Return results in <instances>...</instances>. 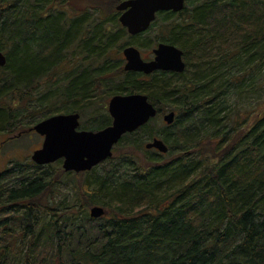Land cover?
Returning <instances> with one entry per match:
<instances>
[{"label":"trees","instance_id":"16d2710c","mask_svg":"<svg viewBox=\"0 0 264 264\" xmlns=\"http://www.w3.org/2000/svg\"><path fill=\"white\" fill-rule=\"evenodd\" d=\"M49 1L0 0V52L6 58L0 130L22 125V108L16 107L22 97L39 105L54 99L64 109L58 113H68L140 93L159 111L168 107L175 120L168 131H149L148 137L165 143L166 154L135 141L136 134L147 136L148 123L121 138L115 149L124 153L89 172L55 168L59 181L70 180L66 189L73 196L53 209L35 201L51 187V174L33 166L34 176H24L20 166L15 182L0 185V264H264V100L253 108L239 105L246 97L255 100L250 95L262 82L264 0H186L180 13H159L135 37L127 36L109 2L94 21L75 11V0ZM158 25L163 33L150 36ZM123 35L135 46L144 40L176 45L185 70L144 76L124 72L113 57L101 63ZM73 61L77 69L57 79L63 71L58 65ZM55 80L62 84L52 87ZM99 118L82 128L97 131L111 122L105 113ZM104 164L109 169L98 175ZM14 174L9 170L5 177ZM90 206L103 207L106 216L91 219Z\"/></svg>","mask_w":264,"mask_h":264},{"label":"water","instance_id":"95a60500","mask_svg":"<svg viewBox=\"0 0 264 264\" xmlns=\"http://www.w3.org/2000/svg\"><path fill=\"white\" fill-rule=\"evenodd\" d=\"M184 1L123 0L116 6V10L121 12L118 20L130 35L135 36L149 28L158 12H180ZM123 54L126 58L125 71L150 74L158 70L175 73L185 70L183 52L171 44H158L153 50L154 58L149 62H144L139 51L132 46L125 48ZM5 63L6 58L0 52V67ZM108 111L112 117L111 125L97 132L78 131V114L56 115L40 121L31 130L44 137V141L41 148L32 153L31 160L40 166L61 161L65 172L90 171L111 157L112 147L124 134L136 131L158 113L147 96L140 93L112 97ZM174 118V112L162 117L167 125H171ZM145 148H154L160 153L167 152L164 142L157 138L146 143ZM89 215L98 219L104 217L106 211L102 207L92 206Z\"/></svg>","mask_w":264,"mask_h":264},{"label":"rangeland","instance_id":"374dc122","mask_svg":"<svg viewBox=\"0 0 264 264\" xmlns=\"http://www.w3.org/2000/svg\"><path fill=\"white\" fill-rule=\"evenodd\" d=\"M45 1L44 3L46 4L47 2H50L49 0H43ZM76 2H78V4H76V9L75 11H86L87 18H90L94 21H96V14L100 11V9H102V5L103 3H107L109 2V7H112L114 10V5H116L117 2H115V0L110 1V0H98V2H96L95 0V4L92 2V0H75ZM111 2V3H110ZM92 4L95 5V7H97V9L92 8ZM81 5V6H79ZM87 8V9H85ZM115 11V10H114ZM68 12V11H67ZM69 13V12H68ZM66 19V18H65ZM92 25V24H91ZM85 27L88 28V25L84 24L81 25V29L85 30ZM161 32L163 33V30L161 28H159V25L154 29L153 35L150 36H154V35H160ZM152 34V33H151ZM149 36V37H150ZM78 42V41H76ZM128 43V39L127 36L123 35L119 41L114 44L113 46H111L108 49V53L104 54L105 56L102 57L101 59V63L102 61L105 60V58L107 59L108 57H113V59L116 60H120L121 58V50L123 47H118V45H125ZM142 56L146 59H149L151 57V49L154 47V44L152 41H143V46H138ZM84 55L82 54H77V57L82 58ZM71 57L68 58V60ZM86 58V57H85ZM88 63H92L93 61H90L91 58L87 57ZM82 60V59H81ZM84 61V60H82ZM81 61V62H82ZM61 65H62V69L63 71L61 72V74L57 77V79H62L65 77V72L67 70H72V69H77L76 66L78 65L76 63V61L74 62H69L68 64H64L61 63L58 65L57 70L60 71L61 69ZM83 65H87L85 63H83ZM78 67V66H77ZM92 67H94V64H92ZM48 80L50 78L54 77L53 73H50L48 75ZM56 79V80H57ZM258 79V86L259 88L255 87L254 91L252 92V94L250 95L252 98H255V100H251L249 98H244L243 100V104H241L240 102V107L244 106L245 108H253L254 106H260L264 100V66L261 67L260 72L258 73L257 76ZM55 80V81H56ZM56 84H62L61 80L56 81V83L52 84V87H57ZM263 86V87H262ZM48 92H51V90H49ZM254 93V94H253ZM34 95V94H32ZM26 99H24V97H22V103H19L16 107H21L22 111H20V113H23L22 117L24 118V120H22V125L20 127H13V129L11 128L10 130H0V169L1 170H7L9 169L12 173H15L12 177H5L6 179L3 178V180L0 182V185H7L10 182H15L16 179V173L18 171V168L23 165V167L25 168V173L23 174L25 175H29V174H33L37 172L36 169H33L34 165L30 160V156L31 153L40 147L41 143H42V138H40L38 135H36L33 132L30 133H25L22 134L21 136H18L19 133L26 131L29 127H32L35 123H37L38 121L46 118L47 116H51L54 114H59L58 112L61 110H64L61 106L59 107L58 105H56V101H54V99L52 100H44V102L42 103V105L39 104H32V103H27V101H25ZM107 101L108 100H101L98 103V107L96 105H92L88 102V104H83V108L84 109H77L76 112H80L81 113V125L82 126H87L89 125V122L91 119H99L101 120L99 117H101L104 113L107 114V112H104L105 110V106L107 107ZM55 103V104H54ZM231 103L232 105H235L237 102V99L235 98L234 95H232V99H231ZM101 107V109H100ZM40 108H43L42 110ZM40 109V110H39ZM104 110V111H103ZM170 109L166 106H162L161 110L159 111V115L151 121V123H149L148 128L146 129V137H143L141 134H136L134 136L135 141L137 143H139L138 145H140V143L142 142L141 146L144 148V144L147 143L148 141H150L152 138H154L158 133L160 132H164L165 130L168 131L165 127H167L163 121H162V116L167 113ZM60 113H64V112H60ZM5 115H7L5 113ZM29 115V116H28ZM31 119V120H29ZM182 119V118H181ZM152 130L155 136H150L148 137V135L150 134L149 131L152 134ZM150 138V139H148ZM127 149V148H126ZM124 151H126L123 147H119L118 149H115L114 152V157H117L119 154L124 153ZM137 156L140 157L139 154H137ZM113 163H116L115 161ZM54 164L48 165V166H43L41 168H39V172H48L51 174V180H52V184L51 187L46 188L45 192L42 193L40 195V197L36 198L35 201H39V203L43 206V208L46 210V205H48V208H56V206L58 205V203H64V200H67L69 195L70 197H72L73 195L68 192V190L66 189V186L70 183L69 179L66 180H62L60 179L59 181V175H58V171L55 168H61V165L57 166ZM109 164H104L102 166L99 167L98 171L96 172L98 175H101L103 173H105L109 168ZM62 170V169H61ZM73 174V173H72ZM23 175H21L23 177ZM48 176V175H47ZM84 179V176L79 177L77 180H75L76 186H81L80 183H82V180ZM57 181V182H56ZM64 181V182H63ZM60 182V183H59ZM15 183H12L10 185H13ZM65 184V186H64ZM55 187V190H53V187ZM68 203V201H67ZM80 204V203H79ZM91 207V206H90ZM89 207V208H90ZM75 214H77V209L74 210ZM23 212L19 211L18 215H21ZM24 214V213H23ZM22 214V215H23ZM35 214H40V211L38 209L35 210ZM31 217V216H30ZM32 218V217H31ZM5 219V216H1V220L3 221ZM19 220V219H18ZM47 222V221H46ZM6 223V222H4ZM7 224V223H6ZM88 225H97V222L94 223H89Z\"/></svg>","mask_w":264,"mask_h":264},{"label":"flooded vegetation","instance_id":"af4514ba","mask_svg":"<svg viewBox=\"0 0 264 264\" xmlns=\"http://www.w3.org/2000/svg\"><path fill=\"white\" fill-rule=\"evenodd\" d=\"M141 55H142V54H141ZM150 55H151V57H150L149 59H146V58H144L143 56H142V58H143L144 60H146V61L152 59V58H153L152 50H151V54H150ZM121 59L123 60V57H121ZM121 59H120V60H121ZM122 60H121V61H122ZM123 61H125V59H124ZM117 95H118V94H117ZM122 95H123V94H122ZM114 96H116V95L110 96V97H108L107 99H105V100H108V101H107V104H108V102L110 101V99H111L112 97H114ZM104 106H105V109H104L105 111H104V110H103V111H104V112H107V115H108V111H107V107H108V106H107V107H106V105H104ZM68 113H73V112H68ZM75 113H77V114L79 115V117L81 118L82 115H81L80 112H75ZM109 117H110V116H109ZM30 132H33V131H30ZM30 132H29V133H30ZM40 146H41V145H40ZM39 148H40V147H39ZM37 149H38V148H37ZM149 151H155V150H149ZM1 172H2V170H1ZM6 175H7L6 171L3 172V173L0 175V180H2L3 177H5Z\"/></svg>","mask_w":264,"mask_h":264},{"label":"bare ground","instance_id":"6f19581e","mask_svg":"<svg viewBox=\"0 0 264 264\" xmlns=\"http://www.w3.org/2000/svg\"><path fill=\"white\" fill-rule=\"evenodd\" d=\"M154 138H152L150 141H152ZM150 141H148V142H150ZM34 215V214H33Z\"/></svg>","mask_w":264,"mask_h":264}]
</instances>
